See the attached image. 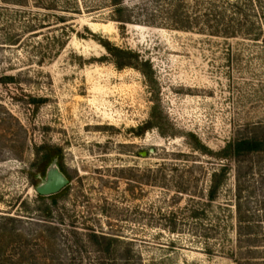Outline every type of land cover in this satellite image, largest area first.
<instances>
[{
	"label": "rangeland",
	"instance_id": "rangeland-1",
	"mask_svg": "<svg viewBox=\"0 0 264 264\" xmlns=\"http://www.w3.org/2000/svg\"><path fill=\"white\" fill-rule=\"evenodd\" d=\"M122 1L135 24L110 0H0V264L264 262V150L218 157L264 138V44ZM51 171L69 182L56 201L37 194Z\"/></svg>",
	"mask_w": 264,
	"mask_h": 264
},
{
	"label": "trees",
	"instance_id": "trees-1",
	"mask_svg": "<svg viewBox=\"0 0 264 264\" xmlns=\"http://www.w3.org/2000/svg\"><path fill=\"white\" fill-rule=\"evenodd\" d=\"M164 11H158L164 15L163 24L159 25L165 29L180 32L198 33L209 37L222 39H243L254 43L264 44V0H195L192 9L185 0H163ZM112 20L114 22L126 24H135L130 13L129 7H126L122 0H110ZM103 47L114 57L115 64L119 70L126 67H133V63H123V57H130L126 51L111 48L108 42H103ZM138 61V57H130ZM147 67L148 65H143ZM134 68V67H133ZM145 75V71H141ZM6 78L5 81H11ZM155 117V116H154ZM264 150V138L251 137L245 138L233 143L218 154L223 159L236 158L241 155L258 154ZM52 163L49 157L47 165ZM227 168H221L215 171L211 177L210 187L207 198L215 202L221 187L225 183L228 175ZM65 191L57 195L48 197L53 201ZM40 199L44 197L39 196ZM239 215V236L242 233V208L237 204ZM257 248V247H254ZM251 254H257V250L250 251ZM247 264H264V262H247Z\"/></svg>",
	"mask_w": 264,
	"mask_h": 264
},
{
	"label": "water",
	"instance_id": "water-1",
	"mask_svg": "<svg viewBox=\"0 0 264 264\" xmlns=\"http://www.w3.org/2000/svg\"><path fill=\"white\" fill-rule=\"evenodd\" d=\"M69 182L59 172L51 171L47 176V181L37 189V194L41 197H51L62 192Z\"/></svg>",
	"mask_w": 264,
	"mask_h": 264
}]
</instances>
